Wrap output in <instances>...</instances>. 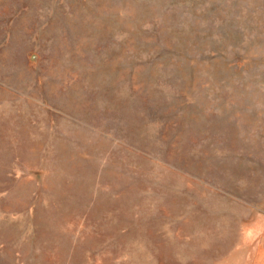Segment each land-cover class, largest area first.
<instances>
[{"label":"rangeland","instance_id":"obj_1","mask_svg":"<svg viewBox=\"0 0 264 264\" xmlns=\"http://www.w3.org/2000/svg\"><path fill=\"white\" fill-rule=\"evenodd\" d=\"M0 264H264V0H0Z\"/></svg>","mask_w":264,"mask_h":264}]
</instances>
